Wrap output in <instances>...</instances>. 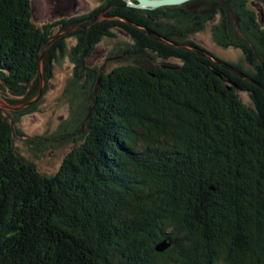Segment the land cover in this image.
Returning a JSON list of instances; mask_svg holds the SVG:
<instances>
[{"label":"trees","instance_id":"16d2710c","mask_svg":"<svg viewBox=\"0 0 264 264\" xmlns=\"http://www.w3.org/2000/svg\"><path fill=\"white\" fill-rule=\"evenodd\" d=\"M101 1L37 25L33 0H0V91L32 102L74 39V96H93L52 175L16 143L37 103L12 120L0 107V264H264V0ZM207 28L241 59L201 44ZM116 30L140 61L94 77L88 59Z\"/></svg>","mask_w":264,"mask_h":264},{"label":"rangeland","instance_id":"374dc122","mask_svg":"<svg viewBox=\"0 0 264 264\" xmlns=\"http://www.w3.org/2000/svg\"><path fill=\"white\" fill-rule=\"evenodd\" d=\"M61 1L63 0H33L32 6L35 23L37 25H44L56 22L62 19V17L88 15L103 3L101 0H74V3L77 4V8H75L77 11L71 10L68 13H63L58 10V4ZM253 8L258 13V17H261L260 8L255 6ZM106 19L102 16L100 21ZM209 28L206 29L207 32L198 36V41L228 60L238 62L241 59L242 52L236 49L223 50L215 45L211 39L212 35H210ZM115 32L119 35V38L114 40L104 39L97 46L91 58L88 59V66L94 77H99L101 73L111 72L117 67L127 65L128 63L140 61L138 59L139 55L126 54L122 51L127 48L128 44H131L129 37L118 30ZM61 36L59 35L52 39L47 44V48L54 44ZM118 44L120 45L117 46ZM75 47L76 41L74 39L69 40L68 52L55 65L53 79L47 84L43 78L41 79L38 95L32 102L24 104V101H26L31 92H29L28 96L19 98L13 96L10 91H0V107L5 116L11 120L13 112L25 111L37 103V112L21 115V122L14 124L16 129L21 130L20 132L24 135L21 136L16 133V143L22 155L34 162L39 170L46 174H55L60 169L65 156L73 145L68 138L79 137L78 130H85L89 122L90 112H92V92L85 91V95H80L82 97L81 101H76V96H74L79 91L80 85H84V80L77 83V85L80 84L78 88L75 85L73 87L71 83L75 77V66L72 62V51ZM7 100H19L21 105L13 107ZM74 112L76 114L79 113L75 124ZM80 120L82 123L78 125L80 124ZM71 127H74L75 130H68ZM63 130L68 132L59 137L58 133ZM40 137L50 138V141L45 142V146L41 143L28 144V141H35Z\"/></svg>","mask_w":264,"mask_h":264},{"label":"water","instance_id":"95a60500","mask_svg":"<svg viewBox=\"0 0 264 264\" xmlns=\"http://www.w3.org/2000/svg\"><path fill=\"white\" fill-rule=\"evenodd\" d=\"M123 1H125L129 6L139 9H158V8L182 6L194 0H123ZM158 250L161 249L158 248Z\"/></svg>","mask_w":264,"mask_h":264},{"label":"flooded vegetation","instance_id":"af4514ba","mask_svg":"<svg viewBox=\"0 0 264 264\" xmlns=\"http://www.w3.org/2000/svg\"><path fill=\"white\" fill-rule=\"evenodd\" d=\"M58 8V10H60L61 12L68 13L71 10L77 11V9L75 10V8H77V4L74 3V0H63L59 2Z\"/></svg>","mask_w":264,"mask_h":264}]
</instances>
